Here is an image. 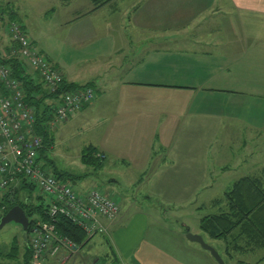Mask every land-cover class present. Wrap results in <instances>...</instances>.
I'll return each mask as SVG.
<instances>
[{
	"label": "crops",
	"instance_id": "0c3cea01",
	"mask_svg": "<svg viewBox=\"0 0 264 264\" xmlns=\"http://www.w3.org/2000/svg\"><path fill=\"white\" fill-rule=\"evenodd\" d=\"M74 5L64 41L83 56L58 60L41 38L28 35L67 82L90 83L97 93L69 118L85 121L90 114L94 135L87 145L100 159L141 170L144 197L155 196L159 208L181 207L175 205L179 194L197 192L201 178L234 170L264 176V0H112L95 10L88 0ZM2 9L16 19L12 3ZM11 46L1 26L0 56ZM124 197L128 210L120 207L115 220L104 221V248L95 235L78 257L57 255L42 264H97L109 245L120 264H216L186 238V224L178 232L139 212L129 216L137 200ZM138 215L141 231L135 233L137 222L128 228L124 221Z\"/></svg>",
	"mask_w": 264,
	"mask_h": 264
},
{
	"label": "built area",
	"instance_id": "2783aa9c",
	"mask_svg": "<svg viewBox=\"0 0 264 264\" xmlns=\"http://www.w3.org/2000/svg\"><path fill=\"white\" fill-rule=\"evenodd\" d=\"M4 27L12 46L5 57L17 56L37 71L48 93H56L63 80L62 73L32 45L24 27L0 11V27ZM2 59V58H0ZM92 87L62 91L50 101L53 116L47 122L50 129L66 121L70 114L92 102ZM44 138L36 132V118L26 103L21 84L0 62V202L12 201L23 184L33 186L34 192L47 198L46 219H37L29 231L32 264H41L47 257L61 253L63 261L75 256L80 245L57 230L58 218L63 216L92 237L106 233L104 221L115 220L120 207L108 193L91 189L85 193L74 190L68 182L52 174L45 166ZM0 203V217L6 209Z\"/></svg>",
	"mask_w": 264,
	"mask_h": 264
},
{
	"label": "rangeland",
	"instance_id": "374dc122",
	"mask_svg": "<svg viewBox=\"0 0 264 264\" xmlns=\"http://www.w3.org/2000/svg\"><path fill=\"white\" fill-rule=\"evenodd\" d=\"M78 1L80 0H69V3H67L69 7L63 4V0H0V4L7 2L12 3L15 8H17L16 21L21 20L20 24L23 23L26 26L29 32L28 34L32 35V33H34L41 38L46 46V50H49L53 57L61 60L73 58L76 55L83 56L84 53L81 48L69 46L64 41L65 34L67 33L65 20L67 15H70L73 11L70 6H73L75 2ZM129 2L130 0H126V3ZM80 7L83 6L81 5ZM73 8H76L75 5ZM97 98V93H95V99ZM86 118L87 120L84 121V118H74L73 116L66 121L56 123L50 129L53 144L48 152V157L52 160V166L58 171L68 173L70 176H77L74 179L70 178L65 180L74 190L85 193L91 189H97L101 192L108 193L111 197L116 199L123 211L128 210L127 200L124 201L123 198H125L124 196H129L137 200L136 205L130 210L131 213L129 216L139 212L149 217L150 223H152L151 221L159 222L165 229L178 232H180V227L182 229L181 223H184L190 230L194 231L191 233H200V235H203L202 237L206 242L212 243L215 250L218 251L224 259L225 264H242L241 261L244 260V258L251 264H264V259L261 260V258L264 257V248H258L253 253H249L246 256L231 251L234 258H228L225 253L224 241L211 239L207 234L203 233L199 227V221L203 216L216 213L217 211L216 208L211 206L210 201L222 196V193L235 180L242 177L239 170L226 172L220 177L201 178V188L197 192L194 194H179V198L182 199L180 200V204L175 205L181 207L172 208L161 206V208H159L157 203L159 201L155 199V196L149 199L144 197L147 196L145 193L146 186L141 183L146 180V176L143 175L142 171L138 170V168H129L126 164L121 162L112 164V162H110L111 158L103 161L102 167L97 170H94L92 165H85L82 163L80 158L81 150L93 139L94 135V131L91 130L93 126H88L89 120L90 122L93 121L90 114L87 113ZM49 170L52 173L51 166ZM213 181H215V184H212ZM29 195L31 197V203H40V199L38 198L40 195L37 194L36 191L29 193L21 189L18 192L19 200H23ZM43 199L45 203H47V198L44 197ZM138 217L139 215L132 221L131 219H126L124 224H128V228H130L133 222L138 221V219H136ZM140 227L141 225L137 222L135 233L141 231ZM22 233L21 226L15 222H9L0 228L1 251L7 252L15 238L20 247L18 259L12 261L1 255L0 264H17L19 260H21L24 241ZM169 237L171 238V235H169ZM95 239L100 240L102 248H104V237L98 234L94 237V240ZM173 243V240H164L163 242L165 247L169 249L173 247ZM192 244L197 246L199 250L206 252L204 254L208 253L210 255V253L203 249L198 243L193 242ZM78 256L79 252L74 257L76 258ZM211 258L215 260L212 256ZM45 263H47V261H45L44 264Z\"/></svg>",
	"mask_w": 264,
	"mask_h": 264
},
{
	"label": "trees",
	"instance_id": "16d2710c",
	"mask_svg": "<svg viewBox=\"0 0 264 264\" xmlns=\"http://www.w3.org/2000/svg\"><path fill=\"white\" fill-rule=\"evenodd\" d=\"M92 10H95L112 0H89ZM4 16L16 20L8 10H0ZM20 23V22H19ZM42 54V53H40ZM43 55V54H42ZM44 56V55H43ZM45 57V56H44ZM0 62L10 70L12 78L16 79L24 92L26 103L32 108L36 118V132L44 138V148L41 155H44L45 166L52 167V174L60 179H74L77 176H70L68 173L58 171L52 166V160L48 152L52 147V135L47 128V122L53 116V109L50 100H55L62 91L88 87L91 84L83 85L62 80L56 93H48L41 76L28 72L27 64L17 56H0ZM47 59V58H46ZM48 60V59H47ZM49 61V60H48ZM97 149L93 145H87L81 150V161L85 165H92L94 170L102 167L103 160L97 156ZM20 189L29 193L34 192L33 186L23 184ZM19 192V191H18ZM18 192L15 193L12 201L5 198L0 203H6L4 213L14 205H19L30 219L31 226L37 219H46L45 214L48 205L41 196L39 204L31 203L30 195L19 200ZM211 206L216 208V213L207 214L199 221V227L203 233L211 239L223 240L225 253L228 258H234L231 251L241 253L242 251H255L264 248V176H243L235 180L223 193L222 196L212 199ZM57 230L71 238L83 248L92 237H86L85 232L66 217H59ZM186 233L189 229H185ZM27 242H23V254L17 264H32L31 249ZM19 244L15 239L7 252L0 250V256L14 261L18 259ZM100 264H120L115 251L109 245L108 251Z\"/></svg>",
	"mask_w": 264,
	"mask_h": 264
},
{
	"label": "water",
	"instance_id": "95a60500",
	"mask_svg": "<svg viewBox=\"0 0 264 264\" xmlns=\"http://www.w3.org/2000/svg\"><path fill=\"white\" fill-rule=\"evenodd\" d=\"M9 222H15L22 227V238L24 242H27V233L29 227V219L25 214L22 207L19 205L12 206L1 218H0V228ZM186 238L191 242L198 243L203 249L208 251L210 255L215 259L217 264H225L223 258L218 251L215 250L213 246L208 244L200 234H195L191 232L186 233Z\"/></svg>",
	"mask_w": 264,
	"mask_h": 264
},
{
	"label": "bare ground",
	"instance_id": "6f19581e",
	"mask_svg": "<svg viewBox=\"0 0 264 264\" xmlns=\"http://www.w3.org/2000/svg\"><path fill=\"white\" fill-rule=\"evenodd\" d=\"M31 251V250H30ZM31 257H33V252L31 251Z\"/></svg>",
	"mask_w": 264,
	"mask_h": 264
}]
</instances>
